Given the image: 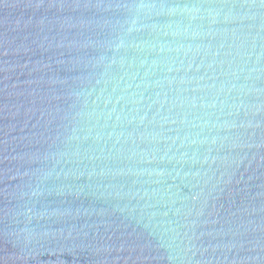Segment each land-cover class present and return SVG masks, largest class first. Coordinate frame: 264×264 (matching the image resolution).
<instances>
[{
    "label": "water",
    "instance_id": "1",
    "mask_svg": "<svg viewBox=\"0 0 264 264\" xmlns=\"http://www.w3.org/2000/svg\"><path fill=\"white\" fill-rule=\"evenodd\" d=\"M0 264H264V0H0Z\"/></svg>",
    "mask_w": 264,
    "mask_h": 264
}]
</instances>
